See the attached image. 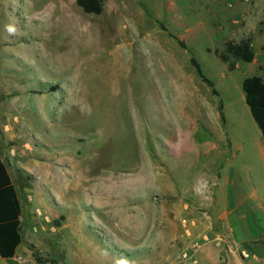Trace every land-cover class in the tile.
I'll list each match as a JSON object with an SVG mask.
<instances>
[{
  "label": "rangeland",
  "instance_id": "obj_1",
  "mask_svg": "<svg viewBox=\"0 0 264 264\" xmlns=\"http://www.w3.org/2000/svg\"><path fill=\"white\" fill-rule=\"evenodd\" d=\"M103 2L95 15L0 0V122L31 264H194L182 254L203 210L223 233L220 264H264V139L242 88L264 79V0ZM243 30L255 59L231 70L215 50ZM238 192L250 199L224 226Z\"/></svg>",
  "mask_w": 264,
  "mask_h": 264
},
{
  "label": "trees",
  "instance_id": "obj_2",
  "mask_svg": "<svg viewBox=\"0 0 264 264\" xmlns=\"http://www.w3.org/2000/svg\"><path fill=\"white\" fill-rule=\"evenodd\" d=\"M76 4L86 14L100 15L104 9L103 0H75ZM163 30L166 31L164 27ZM178 45L186 49V44L173 34H170ZM252 36H245L239 40H229L224 44L222 51L215 50L216 56L225 63L242 61L251 63L255 59V51L252 45ZM192 65L199 77L211 89L215 96H219L214 83L203 74L200 64L195 58L191 59ZM230 69L234 68V63H230ZM245 94V102L258 125L264 139V79L260 76L246 77L242 82ZM58 86L50 88L51 92L58 90ZM220 116L224 119L223 103L220 100ZM22 204L18 192L12 183L6 165L0 158V258L10 259L16 254L17 248L23 241L22 225Z\"/></svg>",
  "mask_w": 264,
  "mask_h": 264
},
{
  "label": "crops",
  "instance_id": "obj_3",
  "mask_svg": "<svg viewBox=\"0 0 264 264\" xmlns=\"http://www.w3.org/2000/svg\"><path fill=\"white\" fill-rule=\"evenodd\" d=\"M75 3H76V1H75ZM249 27H250V25H248V28ZM247 30H249V29H247ZM247 32L248 31H246V30L240 31L241 37L239 39H241L242 37L251 35V34L246 35ZM167 33L169 34V36H170V34H172V32H169L168 29H167ZM244 33H245V35H242ZM239 39H235V40H239ZM252 45L254 48L255 43L253 42ZM216 50H219V49H216ZM7 56H8V54H5V57H7ZM6 81H7V83L8 82L14 83L11 80H9V81L6 80ZM14 87L19 88V89L23 87L24 90H26V88H27L26 85H24V86L16 85ZM10 128H11L10 125H5L2 121L0 122V158L4 162V164L6 165L7 170L10 174V177H11L12 183L14 184V186L18 192V196L20 197L19 188L17 186V181L20 180L19 182L22 183V177H20L21 173L18 174V171H21V168H18V166L15 165L11 160L12 157L10 156V154L13 155V151L10 149V146H11V140L14 137V135L9 130ZM229 180L231 181V183H233V178L229 177ZM205 199L207 200V201H205V206L210 209V204L212 203V200H214V199H212L211 197H205ZM231 199L233 200V202H231V203H233L234 206L230 207V210L223 217H219V218H221L220 220H224L223 221L224 226L226 224L225 223L226 216L228 214H231L238 207L245 205V203L247 202L248 199H250V197H241V193L238 192L237 194L235 193V197H231ZM20 202H21V200H20ZM22 209H23V207H22ZM196 215H197V219H196L197 225L192 228V232L194 233L195 230L198 231L197 238L199 240L205 234L209 235L212 238L211 242L203 245L200 253L198 254V258L200 259L201 264H220V262L223 261V259H221V256H222L221 249L222 248L218 247L216 245L215 240L221 238V235L223 233L221 231H217V229H216L218 219L214 216L215 214L213 213V211H210V210H203L202 212H197ZM20 221H21V225L23 226V212H22V216L20 218ZM22 231H23V228H22ZM185 232H186L185 234L189 233L188 230H185ZM22 234H23V232H22ZM187 237H188V235H184V238H187ZM223 245H225V242L223 243ZM228 245H231V247L233 246L231 243ZM31 263H32V261L30 258V253H29L28 247L25 245L24 236H23V241L20 244V246L17 248L16 254L13 258H10V259L0 258V264H31ZM230 263H231V261H229V264Z\"/></svg>",
  "mask_w": 264,
  "mask_h": 264
},
{
  "label": "built area",
  "instance_id": "obj_4",
  "mask_svg": "<svg viewBox=\"0 0 264 264\" xmlns=\"http://www.w3.org/2000/svg\"><path fill=\"white\" fill-rule=\"evenodd\" d=\"M38 214L41 215V212H38ZM46 219H47V217H46ZM211 241H212V238L209 235H207V234L203 235L200 240L197 239V240L191 242L189 247H187L183 251L182 257L184 259H191V260H193L194 264H197L198 263V254L200 253L203 245L206 243H209ZM215 242H216V245L218 247H222V244L224 241L222 238H219V239H216ZM229 247L231 248V245H229ZM230 251H232V250H230ZM242 254L245 257H248V254L246 253V251H242Z\"/></svg>",
  "mask_w": 264,
  "mask_h": 264
}]
</instances>
